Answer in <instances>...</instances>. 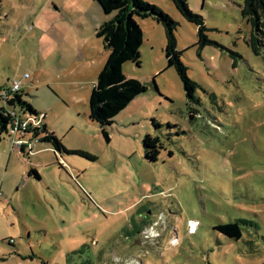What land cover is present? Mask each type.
<instances>
[{
  "label": "rangeland",
  "instance_id": "374dc122",
  "mask_svg": "<svg viewBox=\"0 0 264 264\" xmlns=\"http://www.w3.org/2000/svg\"><path fill=\"white\" fill-rule=\"evenodd\" d=\"M145 1L178 24L198 102L170 67L163 27L137 19L140 66L123 73L147 91L113 119L107 143L88 102L108 56L94 33L110 16L93 0H0V95L23 80L37 124L45 118L64 148L33 133L2 137L0 264H264V35L252 53L245 0H187L209 30L200 50L170 0ZM34 15L30 31L20 21ZM147 134L163 148L156 162L144 156ZM233 222L237 241L213 229Z\"/></svg>",
  "mask_w": 264,
  "mask_h": 264
},
{
  "label": "trees",
  "instance_id": "16d2710c",
  "mask_svg": "<svg viewBox=\"0 0 264 264\" xmlns=\"http://www.w3.org/2000/svg\"><path fill=\"white\" fill-rule=\"evenodd\" d=\"M93 1L98 4L104 15L110 17L102 22L94 33L95 37L102 41L108 56L89 97V119L98 125L100 133L107 143L109 142L107 127L113 124V119L136 97L147 91L145 84L134 79H128L123 73V65L127 62L140 66V47L143 36L137 19H151L163 27L165 35L164 53L169 59L170 67L177 73L188 103L198 102L196 97L198 85L189 78L188 68L182 63L181 52L177 50L175 31L178 24L173 19L160 8L150 5L145 0ZM170 2L185 21L197 28L196 45L198 49L201 50L210 45L206 35L209 30L205 27L203 18L190 11L187 0H170ZM241 17L252 28L247 45L252 53L258 55L261 46L259 39L264 35V0H245L241 8ZM3 90L5 89L3 88ZM26 115L38 117L41 114L23 100L20 91L15 94L12 100L7 101L5 108H0V141L4 135L8 136V131L13 126L14 121ZM151 123L159 128L155 120H152ZM24 133L25 135L33 133L37 142L51 145L55 153L64 152L61 140L44 124L34 129H31L29 125ZM159 141L157 137L152 138L148 134L143 138L144 156L150 162H156L160 153L159 150L163 149ZM24 148V145L19 148L21 153ZM168 155H171V152ZM140 224L145 226L147 221ZM135 229L139 230L138 227ZM213 229L236 241L241 238V229L237 222L218 225Z\"/></svg>",
  "mask_w": 264,
  "mask_h": 264
},
{
  "label": "built area",
  "instance_id": "2783aa9c",
  "mask_svg": "<svg viewBox=\"0 0 264 264\" xmlns=\"http://www.w3.org/2000/svg\"><path fill=\"white\" fill-rule=\"evenodd\" d=\"M27 77L28 76L25 74V75L22 76L21 79H26ZM22 81L23 80L13 82L11 84V87L8 90H3V92L1 93L0 98H1V101L4 103L5 107H6L7 101L12 100L14 98L15 94L22 90ZM26 117H28V119L36 125V128L40 127V125H38L37 122L40 123V120L42 119V118H40L41 115L38 116V117H30V116L26 115V116H23L20 119L17 118L14 121L13 126L8 131V137L12 136L13 133L15 134V132H21V135H25L24 131L30 125V124L27 125V124L23 123V119H25ZM31 127L32 126L30 125V128ZM13 142H15L17 147H19V148L22 145H24V144H21V142H22L21 139L13 140ZM187 227H188V234H194L196 232V230H197L198 224L195 221H188L187 222ZM151 231H152V228H150V232L149 233L145 232V234H144L145 238H148V236L151 235V234L153 235V233ZM177 242H178L177 237H175L172 240V245L173 246L177 245Z\"/></svg>",
  "mask_w": 264,
  "mask_h": 264
},
{
  "label": "crops",
  "instance_id": "0c3cea01",
  "mask_svg": "<svg viewBox=\"0 0 264 264\" xmlns=\"http://www.w3.org/2000/svg\"><path fill=\"white\" fill-rule=\"evenodd\" d=\"M5 19L7 20V17H5ZM21 24H27V26L28 27H32V29H30V31H36V17H35V15L33 16V18L31 19V18H29V20L28 19H24V17L23 18H21ZM25 32H26V30H25ZM27 35H30V33L29 32H27L26 33ZM36 34V33H35ZM22 78V77H21ZM42 124H44L45 125V127L49 130V131H51V132H53L54 134L56 133V131H55V129L53 128V127H51V126H48V124L45 122V118H44V120L42 121ZM56 135V134H55Z\"/></svg>",
  "mask_w": 264,
  "mask_h": 264
},
{
  "label": "flooded vegetation",
  "instance_id": "af4514ba",
  "mask_svg": "<svg viewBox=\"0 0 264 264\" xmlns=\"http://www.w3.org/2000/svg\"><path fill=\"white\" fill-rule=\"evenodd\" d=\"M144 219H147V217H146V216L143 217V220H141L140 223H141V222H145V221H147V220H144Z\"/></svg>",
  "mask_w": 264,
  "mask_h": 264
}]
</instances>
